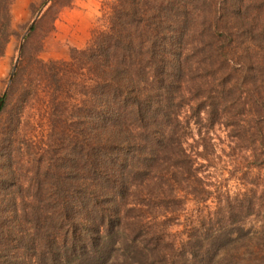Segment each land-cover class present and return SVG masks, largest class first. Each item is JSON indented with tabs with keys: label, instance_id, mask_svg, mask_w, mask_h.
<instances>
[{
	"label": "trees",
	"instance_id": "trees-1",
	"mask_svg": "<svg viewBox=\"0 0 264 264\" xmlns=\"http://www.w3.org/2000/svg\"><path fill=\"white\" fill-rule=\"evenodd\" d=\"M74 2L41 1L0 95V264H264V0H102L89 42L42 60Z\"/></svg>",
	"mask_w": 264,
	"mask_h": 264
},
{
	"label": "rangeland",
	"instance_id": "rangeland-1",
	"mask_svg": "<svg viewBox=\"0 0 264 264\" xmlns=\"http://www.w3.org/2000/svg\"><path fill=\"white\" fill-rule=\"evenodd\" d=\"M41 1L13 0L11 5V28L13 29V35L6 46L3 56L0 57V95L6 87L22 34L31 19L41 9L34 24L40 20L49 4L47 3L42 7ZM101 2L102 0H75L72 7L63 8L60 11L53 23L52 29L47 21H43V24L39 26L36 32L37 36L41 37L42 42L39 57L44 61L68 60L70 47L83 48L89 42L93 32L100 26L98 17L100 15ZM30 4H33V8H31ZM73 99L66 98V101L70 102ZM26 115L38 121L35 120V125L32 126H30V123L27 124L25 131L29 133L32 129H35L32 133L37 136V144H42L46 139L43 108L36 106L34 109L29 110ZM21 153V157L27 158V160L32 158L31 151L27 150L25 146H23ZM28 161H30L28 168L32 169L31 160ZM220 168V166H217L216 170H209V173L213 174L214 178L212 179L229 178L225 179L224 183L233 185L234 178L229 175L227 170L224 171Z\"/></svg>",
	"mask_w": 264,
	"mask_h": 264
},
{
	"label": "water",
	"instance_id": "water-1",
	"mask_svg": "<svg viewBox=\"0 0 264 264\" xmlns=\"http://www.w3.org/2000/svg\"><path fill=\"white\" fill-rule=\"evenodd\" d=\"M46 4L42 5V7H44ZM41 12V9L38 11V13L31 19V21L29 22V24L27 25L24 33L22 34L21 36V39H20V44L18 46V50H17V54H16V57H15V60L13 62V65H12V68H11V71H10V74H9V77H8V81H7V84H6V87L4 89V91L8 88V85L12 79V76H13V73H14V70L18 64V61H19V58H20V52H21V48H22V44L24 42V39L26 37V35L29 33L31 27L33 26L34 22L36 21V18L38 17V14ZM3 91V92H4ZM0 104H1V101H0Z\"/></svg>",
	"mask_w": 264,
	"mask_h": 264
}]
</instances>
